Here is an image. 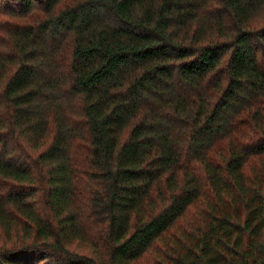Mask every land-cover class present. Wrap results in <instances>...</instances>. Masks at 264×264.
<instances>
[{
    "label": "trees",
    "instance_id": "trees-1",
    "mask_svg": "<svg viewBox=\"0 0 264 264\" xmlns=\"http://www.w3.org/2000/svg\"><path fill=\"white\" fill-rule=\"evenodd\" d=\"M149 253L264 264V0H0V264Z\"/></svg>",
    "mask_w": 264,
    "mask_h": 264
},
{
    "label": "rangeland",
    "instance_id": "rangeland-1",
    "mask_svg": "<svg viewBox=\"0 0 264 264\" xmlns=\"http://www.w3.org/2000/svg\"><path fill=\"white\" fill-rule=\"evenodd\" d=\"M153 262V254L149 253L147 256L144 257V260H141V264H150Z\"/></svg>",
    "mask_w": 264,
    "mask_h": 264
}]
</instances>
